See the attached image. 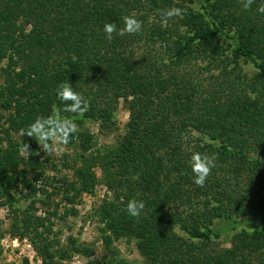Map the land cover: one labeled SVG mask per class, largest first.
I'll use <instances>...</instances> for the list:
<instances>
[{
  "label": "trees",
  "instance_id": "trees-1",
  "mask_svg": "<svg viewBox=\"0 0 264 264\" xmlns=\"http://www.w3.org/2000/svg\"><path fill=\"white\" fill-rule=\"evenodd\" d=\"M262 3L255 0L246 11L240 0H0V130L9 137L0 149V207L13 210L12 236L29 240L44 264L95 255L76 239L59 248L52 219L35 213L37 202L45 204L38 193L51 200L52 185L37 187L40 149L20 135L53 105L63 107L56 88L69 82L89 108L83 116L61 113L79 129L67 146L90 155L74 181H59L60 189L72 205L67 214H75L83 194L108 189L97 210L107 248L103 264H135L114 247L122 239L136 242L140 264H264ZM169 7L185 15L162 26L159 13ZM130 14L143 22L142 31L107 40L104 24L119 29ZM249 63L254 75L243 69ZM121 100L130 112L126 133L92 153L95 137L86 124L114 131ZM22 141L30 155H21ZM193 151L216 157L203 187L193 182ZM21 188L33 198L25 213L17 209ZM133 198L145 204L139 218L125 210ZM257 215L263 226L242 230L220 251L217 222L239 225Z\"/></svg>",
  "mask_w": 264,
  "mask_h": 264
},
{
  "label": "rangeland",
  "instance_id": "rangeland-1",
  "mask_svg": "<svg viewBox=\"0 0 264 264\" xmlns=\"http://www.w3.org/2000/svg\"><path fill=\"white\" fill-rule=\"evenodd\" d=\"M198 8L199 6H197ZM3 66L4 64H0V89L4 84L2 76ZM243 69L250 75L256 73V67L253 63L245 64ZM129 120L130 112L126 107L125 101L121 100L116 116L117 126L114 131H101L98 122H88L86 124L87 129L95 137L92 153H96L95 151L99 149L104 151L107 146H114L118 139L126 133ZM2 127H7V125H2ZM7 139H9L7 134L0 130V149L6 147ZM39 155L41 163L44 165V170L43 172H37L41 175V180L38 183H33H36L38 188L51 183L52 186L47 189L52 199L50 200L43 194L38 193V199L40 201L43 199L45 204L37 202L35 213L38 216L50 217L52 219L54 231L57 233V240L59 241V248H67L70 240L76 239L80 244H85L95 249V255L92 257L75 253L71 260L64 261V264H89L91 261L96 264L105 263L107 260L105 258L107 248L104 245L101 233L103 224L99 220L97 210L108 195V189L104 185H99L94 195L83 194L78 199V204L74 207L75 214H67V211L70 212L72 205L64 200V190L60 189L63 185L59 182L61 179H66L70 182L74 181L75 172L82 165L83 157L89 156L90 153L83 156V152L79 146L74 145L65 146L63 152L59 154L45 155L42 151H39ZM95 171L101 177V169L96 167ZM16 198L17 209L25 213L29 209V203L33 200L31 193L29 190L21 188L16 192ZM57 207H59L58 212H55ZM51 213H55V216L51 215ZM13 218V210H10L8 207H0V264H44L43 258L29 240H19L12 236L11 224ZM216 226L223 227L218 243L220 251H226L232 247L233 236L241 233L242 230L253 231L263 226V217L261 215L244 217L240 219L239 225L232 224L226 226L225 221H219L216 223ZM114 247L119 251L121 256L129 261L135 264L142 263V257L134 240L128 241L122 239L115 241Z\"/></svg>",
  "mask_w": 264,
  "mask_h": 264
},
{
  "label": "clouds",
  "instance_id": "clouds-1",
  "mask_svg": "<svg viewBox=\"0 0 264 264\" xmlns=\"http://www.w3.org/2000/svg\"><path fill=\"white\" fill-rule=\"evenodd\" d=\"M244 10H250L255 0H240ZM257 11L264 14V3ZM161 24L167 23L174 18H183L185 9L179 7H169L159 13ZM123 21V27L117 28L114 22L105 23L103 31L105 38L111 41L115 35L121 37L125 35H135L142 31L143 22L136 18L135 14L125 15L120 18ZM56 97L62 102L63 107L53 105L51 114L47 116H38L30 123L27 128L20 130L21 137H30L35 139L37 145L45 155L62 153L74 135L78 132V125L74 119L61 115L62 112L71 113L76 116H83L89 108L88 101L78 92L74 91L69 82H62L56 88ZM21 155H30V145L22 141L19 148ZM38 153V152H37ZM39 154V153H38ZM215 155L193 151L189 158V166L193 174V182L203 187L207 182L212 170L215 168ZM145 204L142 200L130 199L126 205V212L134 218H139Z\"/></svg>",
  "mask_w": 264,
  "mask_h": 264
}]
</instances>
